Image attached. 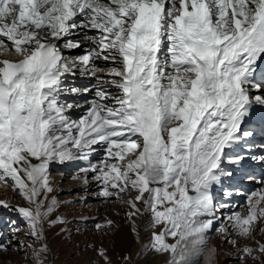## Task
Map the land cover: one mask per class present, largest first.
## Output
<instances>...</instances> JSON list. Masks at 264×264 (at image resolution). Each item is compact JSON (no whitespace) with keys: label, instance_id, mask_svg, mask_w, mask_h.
<instances>
[{"label":"snow or ice","instance_id":"1","mask_svg":"<svg viewBox=\"0 0 264 264\" xmlns=\"http://www.w3.org/2000/svg\"><path fill=\"white\" fill-rule=\"evenodd\" d=\"M0 50V187L27 205L0 199L27 226L11 221L0 253L46 264L47 230L70 223L53 216L75 203L56 194L62 165L125 209L137 242L145 221L138 257L199 264L215 230L235 249L221 254L264 264V175L246 174L260 185L249 193L225 187L248 161L264 167V0H0Z\"/></svg>","mask_w":264,"mask_h":264},{"label":"rangeland","instance_id":"2","mask_svg":"<svg viewBox=\"0 0 264 264\" xmlns=\"http://www.w3.org/2000/svg\"><path fill=\"white\" fill-rule=\"evenodd\" d=\"M0 54L4 55L3 51L0 50ZM8 56H11V54L9 53ZM51 171L52 178L58 185L56 194H58L59 199L61 201L73 200L75 203L71 205L62 204L53 216V218H55V215H63L70 223L62 226L66 229V231L63 232L60 231L59 226L47 230L46 235L51 248V255L47 258L46 264H104L103 259L97 255V249L100 247L107 249V254L111 258L112 264H125L122 259L125 255H130L132 257L131 264H144L145 256L138 257L136 254L141 248V243L147 242L149 239V233L145 231V221L141 220L137 222L139 223L142 242H139V246L136 249L137 240L131 231V224L127 222L124 216L125 209L114 204H107L105 208L104 206H96L94 196L91 198L90 195H96V192H98L100 188L87 191L83 189L66 191L71 189L72 184L79 185L81 183L72 181L71 179L68 183L65 179H61L58 182V179L54 176L57 171L55 169ZM225 182L228 181L226 180ZM227 185L228 184H226L225 187H227ZM257 187L259 188L260 185ZM231 189H240L243 193H249L253 191L254 188L245 189L241 188L240 185H234ZM218 196L222 199L221 193H218ZM95 197L98 198L99 196L96 195ZM81 198H84V203L80 202ZM0 199H9L13 204L27 206L24 201L11 190H4L3 187H0ZM235 199L237 198L231 199L232 203H234ZM245 199V196L240 198L242 204H244ZM101 200L103 199L101 198ZM238 211H241V209ZM117 213L120 214L117 215ZM84 217L88 219H83ZM105 218L113 220L116 225L107 235L103 234V232L96 231L94 227L97 223L103 224ZM13 220L17 221L23 232H27L26 224L16 213L9 212L0 207V235H3L7 239H11L12 234L9 229V224ZM218 226L217 224V227ZM77 229H79V231ZM256 238L264 242V236H261L259 233H257ZM21 240H23L25 244L32 243L30 237L26 238L24 235H20L13 241V244L18 245ZM248 243L254 246L251 242ZM34 247H38V245H34ZM213 247L217 249L216 264H239V261L233 259L232 256L221 254L224 252L234 253L235 249L231 245L223 243L220 235L215 230L208 236V245L204 255L207 254V249ZM24 251L25 250H10L7 253H0V261H4L6 264H29V259L32 255L31 250H27L28 258L25 257ZM151 255L153 256L152 253ZM204 255L199 258V264H205ZM154 258L160 260V264H163L165 259L164 257ZM262 259H264V257H262ZM247 264H252V261L248 260Z\"/></svg>","mask_w":264,"mask_h":264},{"label":"bare ground","instance_id":"3","mask_svg":"<svg viewBox=\"0 0 264 264\" xmlns=\"http://www.w3.org/2000/svg\"><path fill=\"white\" fill-rule=\"evenodd\" d=\"M1 51H3V50H1ZM74 54H76V53H74ZM3 56L4 55L0 54V57H3ZM7 58H12V57L8 56ZM93 82L94 81H82L79 78L77 79L78 85L86 84V83H93ZM77 115H79V113H77ZM260 142L264 143V136H258L257 137L256 143L260 144ZM254 151L256 154H262V150L259 148L255 149ZM102 155H103L102 152L97 154L94 157L93 162L95 163V162L99 161L102 158ZM52 169H55L57 171V173L54 174V176H56V178L58 179V182L61 179H65V181H67V183L70 181V175L75 170L73 166H62V165H58V166L55 165V166H53ZM60 172H64L65 176L61 177ZM246 173H249L251 175H256V176L264 175V167H261L260 165H257L255 163H253L252 161H248L247 164L245 165L244 173H237L236 176L232 180H230V181L227 180L228 182H225L226 184H228L227 187L232 188L234 185H240L241 188H245V189H251V188H254L253 190L257 189L258 184L255 181H250L247 178H245L246 176L244 177V175ZM226 184H225V186H226ZM81 189L85 190V186L83 184H79V185L72 184L71 189L66 190V191L81 190ZM91 189L97 190V189H99V185H97L95 182H91L90 185L88 186L87 190H91ZM238 190L243 193L242 190H240V189H238ZM98 192H96V195ZM96 195H90V197L93 198V196H94V199H95L94 201H95L96 206H99V207L104 206V208H105L107 204H105L104 201L101 200V197H98V198L95 197ZM221 195H222V193H221ZM243 196H245V195H233L231 197V199L237 198L234 200V204H236L237 207L239 205H242L240 198H242ZM222 199H223V197H222ZM231 199L229 202L232 203ZM238 210H240V207H238V209L236 211H238ZM138 225H139V223H138ZM136 243H137L136 244V249H137L139 246V242H136ZM133 250H134V247H133ZM133 250H131V251H133ZM144 256H145L144 264H160V260H157V258H154V256L151 255V252L147 253Z\"/></svg>","mask_w":264,"mask_h":264}]
</instances>
